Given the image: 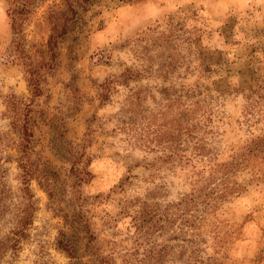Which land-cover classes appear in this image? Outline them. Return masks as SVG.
<instances>
[{
	"label": "rangeland",
	"instance_id": "obj_1",
	"mask_svg": "<svg viewBox=\"0 0 264 264\" xmlns=\"http://www.w3.org/2000/svg\"><path fill=\"white\" fill-rule=\"evenodd\" d=\"M54 1L58 0H38L25 26L29 40L48 37L45 12ZM8 6V0H0V186L8 189L5 204L10 209L0 214V238L15 236L11 232L20 215L15 213L24 186L14 143L19 136L11 128L7 100L13 94L32 98L24 65L5 57L14 36ZM96 8L101 12L80 38L61 43L60 68L49 78L45 95L35 99L42 114L35 166L51 167L59 174L56 198H51L39 178H32L30 188L37 206L34 221L17 249L0 254V264H72L56 244L64 212L80 192L106 197L119 189L126 175L136 177L125 195L159 207L164 225L154 228L145 240H137L133 216L138 207L122 213L119 202L124 193L91 204L96 231L102 232L103 219H107L111 233L128 239L124 251L137 253L138 249L144 252L165 246L168 253L163 264H254L261 256L264 264V178L255 177L250 169L241 171L236 178L246 191L228 196L216 207L212 195L208 196L202 211H197V206H183L181 200H187L200 185L199 164H180L168 156L173 151L193 150L194 133L185 135L178 120L181 108L193 102L198 86L217 89L225 96V116L218 122L219 150L227 153L253 135L264 134V0H153L140 4L101 0ZM169 15L182 24L177 40L189 62L176 71L159 70L161 61L154 56V67L143 71L131 42L148 27L166 26ZM200 64L210 69L209 79L200 78ZM108 78L120 81L105 100L99 96L98 85ZM253 100L262 108L260 112L248 107ZM247 112H256L255 117ZM134 121L143 123L144 130H133ZM83 152L90 158L94 178L79 186L71 169ZM81 160L80 165L85 157ZM151 165L160 169L155 171ZM152 190H159L160 198L153 199Z\"/></svg>",
	"mask_w": 264,
	"mask_h": 264
},
{
	"label": "trees",
	"instance_id": "obj_2",
	"mask_svg": "<svg viewBox=\"0 0 264 264\" xmlns=\"http://www.w3.org/2000/svg\"><path fill=\"white\" fill-rule=\"evenodd\" d=\"M100 1L58 0L52 2L45 12V21L50 30L48 37L44 41H31L25 34V26L31 21L38 0H8L7 13L14 36L7 47L5 57L9 62L19 61L24 65L32 98L18 97L13 94L7 100L11 118L10 125L19 136L18 142L14 141V143L18 149L17 161L22 169L21 176L24 186L21 188L23 200L17 208V213H15L20 215L17 216L15 229L11 232L15 236L0 238V254L9 249H17L20 240L27 235V228L34 221L37 206L30 188L32 178L34 176L39 178L40 182L49 189L51 198H56L55 182L56 179H59V174L55 170H51V167L39 168L35 166L36 147L38 145L37 128L42 116L39 113L40 109H36L35 99L45 95L49 78L60 68L61 43L67 39L77 41L80 38L90 21L101 12L96 8ZM118 1L140 4L153 0ZM165 25L158 24L155 27H148L138 33V36L131 42L132 50L141 61L140 69L143 71H148L154 67V56L161 61L158 64L159 70L176 71L182 67V64L189 62L181 53L180 44L177 40L179 33L183 31L181 22L169 15L168 19L165 20ZM199 67L201 70L200 78L207 77L209 79L207 73L210 72V69H206L202 64ZM126 77L130 78L129 75ZM119 81L117 78H108L100 83L98 85L99 96L105 100L109 99ZM260 88L256 90L257 93H260ZM192 97L193 102L187 107L181 108L178 121L180 129L184 131L185 135L189 136L191 132L194 133L192 134L193 150L191 153H188L187 149L178 152L173 151L168 156L172 161L180 164L193 161L199 164L197 181L200 185H196L193 193L186 196L187 200L183 198L181 204L183 206H197V211H202L201 204L206 201L208 196L212 195L216 207L228 196L246 191L247 187L236 178L239 172L250 169L255 177L264 178V134L253 135L246 143L236 149L232 148L227 153L219 150L216 143L220 134L218 122L222 121L225 116L223 109L224 94L217 89L213 90L209 87L202 89L198 86ZM256 102L257 100H253L248 107L252 109L256 107V111L260 112L262 108H258ZM247 113H250L251 116L256 114V112ZM142 125L143 123L138 124L134 121L131 128L136 131L139 128L142 131L144 130ZM187 140L188 138L185 141L187 142ZM83 157L85 160L80 165ZM90 164V158L85 152L76 157L71 169L76 178V185L88 184L93 180L94 174L89 168ZM151 166L155 171L160 169L158 166ZM2 176L0 174V184L3 183L1 181ZM133 177L136 176L126 175L118 185L119 189L112 190L106 197H103L102 194L89 196L80 192L74 198L70 210L64 212V225L59 229L56 244L57 248L71 259L72 264H163L164 256L168 253V251L165 252V246L161 248L151 247L144 252H140L138 249L137 253L130 250L124 251L125 242L128 239H118L111 233L107 229L109 222L107 219H103L105 227L100 228L102 232L96 231L92 221L91 204L110 200L113 194L124 193V197L119 202L121 203V212H129L134 209L133 207H138L133 216L137 240H145L151 236L154 228L163 227L164 224L160 222L163 214H160L159 207H153L147 201H141L137 198L129 199L125 195ZM149 195L153 199L155 197L160 198L159 190H152ZM8 196V189L1 185L0 214H4V211L10 212L5 204ZM165 215L168 216L169 214ZM254 264H262V256Z\"/></svg>",
	"mask_w": 264,
	"mask_h": 264
}]
</instances>
